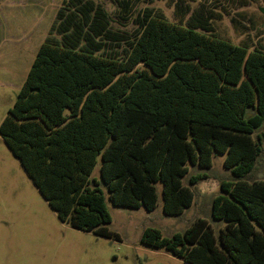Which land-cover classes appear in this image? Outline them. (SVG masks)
Wrapping results in <instances>:
<instances>
[{"label": "trees", "instance_id": "1", "mask_svg": "<svg viewBox=\"0 0 264 264\" xmlns=\"http://www.w3.org/2000/svg\"><path fill=\"white\" fill-rule=\"evenodd\" d=\"M213 16L202 6L186 24L146 14L123 56L96 53L88 34L78 46L83 18L59 19L63 42L39 47L0 136L61 222L119 240L91 178L98 159L113 205L152 211L160 183L164 214L178 216L194 203L187 165L209 169L220 154L234 178L212 201L224 227L146 228L141 243L186 264H264V180H245L263 153L264 50L216 38Z\"/></svg>", "mask_w": 264, "mask_h": 264}, {"label": "rangeland", "instance_id": "2", "mask_svg": "<svg viewBox=\"0 0 264 264\" xmlns=\"http://www.w3.org/2000/svg\"><path fill=\"white\" fill-rule=\"evenodd\" d=\"M201 6L214 15L210 24L216 38L264 50V0H0V125L39 47L47 39L63 42L59 19L68 13L85 21L75 34L78 46L88 44V34L96 53L123 56L144 15L162 14L170 22L186 24ZM70 27L72 32L73 24ZM261 143L263 153L245 178L248 182L264 180V138ZM223 160V155L214 154L209 169L187 165L182 183L193 191L194 203L181 215L169 216L163 212L160 183L152 211L113 205L101 182L98 159L91 178L101 184L111 216L107 228L119 235L117 240L61 222L0 136V264H186L165 250L143 245L141 236L146 228H156L170 237L199 218L210 222L217 234L224 224L212 219V201L221 193L222 182L234 180ZM198 174L206 178L189 184Z\"/></svg>", "mask_w": 264, "mask_h": 264}]
</instances>
